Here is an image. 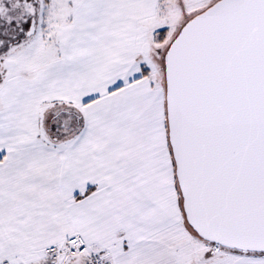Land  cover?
I'll return each instance as SVG.
<instances>
[{"label":"snow or ice","instance_id":"snow-or-ice-1","mask_svg":"<svg viewBox=\"0 0 264 264\" xmlns=\"http://www.w3.org/2000/svg\"><path fill=\"white\" fill-rule=\"evenodd\" d=\"M0 264H264V0H0Z\"/></svg>","mask_w":264,"mask_h":264}]
</instances>
